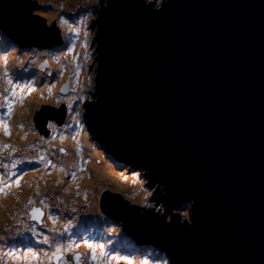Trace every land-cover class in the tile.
Listing matches in <instances>:
<instances>
[{"label":"water","instance_id":"water-1","mask_svg":"<svg viewBox=\"0 0 264 264\" xmlns=\"http://www.w3.org/2000/svg\"><path fill=\"white\" fill-rule=\"evenodd\" d=\"M36 6L0 0V28L21 47L61 45L55 22L32 39ZM95 27L85 122L116 162L143 166L164 205L108 187L102 212L171 264H264V0H105ZM65 115L50 103L34 121L47 137ZM187 204L190 218L171 213Z\"/></svg>","mask_w":264,"mask_h":264},{"label":"rangeland","instance_id":"rangeland-1","mask_svg":"<svg viewBox=\"0 0 264 264\" xmlns=\"http://www.w3.org/2000/svg\"><path fill=\"white\" fill-rule=\"evenodd\" d=\"M104 2L105 0H37L32 13L41 18L31 17L37 26V33L32 39L46 40L47 36L41 32V28L58 22L63 38L61 45L21 47L0 32V162L6 158L7 175L11 178L10 192L0 193V206L12 215L10 225L20 228H12L11 234L26 233L28 235L25 241L29 238L34 241L42 240V235H34L29 231L35 226L36 232L49 236L50 242L58 241L63 249L72 244V250H83L86 264L106 262L108 258L92 261L91 249L85 241L94 245L103 243L106 250L115 248L112 256H127L132 264H171L167 260L166 251L155 248L153 252L149 248H141L140 243L133 239L134 235L123 231V221L109 217L99 205L109 187L147 206H158L161 212L164 211L163 203L157 204L153 199L159 188L149 184L150 177L143 166L134 168V163H127L126 168L116 162L102 143H99L97 136L91 134L89 125L84 123L85 98L92 96L95 86L93 71H97L93 44L96 27L93 28V21ZM161 2L162 0H158V4ZM26 5L27 8L30 6L27 2ZM1 30L3 31L2 28ZM51 33L55 35L53 31ZM33 55L36 60L29 69H14L24 87L18 86L14 80L13 85H9L6 74L12 71L11 61L21 56L30 58ZM67 82L70 90L61 94L59 90ZM5 97L8 99L5 100ZM50 103L56 107L62 103L67 104V122L58 129V135L46 139L39 133L34 115L40 107ZM30 106L31 111L27 115ZM40 150L41 153H46V160L37 155ZM48 157L56 160L51 161ZM15 160L24 162L12 169L11 164ZM12 172L15 175H10ZM2 184H7L4 176L0 181V189ZM22 198L28 204L24 209L15 208L16 201ZM191 206L187 204L184 208L175 207L171 213L176 212L190 218ZM33 208L42 210L40 221L32 219L30 210ZM17 212L21 214L17 222H14ZM76 217L84 218L86 227L84 224L82 227L71 224L66 229L68 221H75ZM5 220V217H0V227L2 224L6 226ZM52 228L57 231H50ZM22 240L24 239L21 238L20 241ZM28 244L30 242H22L9 248L0 244V264H43L45 257L52 264V253L57 247L55 242L50 245L38 244L34 250L38 252L39 259H33L30 253L20 251V260L13 256L3 262L8 257L6 249H22ZM41 248L47 250L48 256L39 251ZM97 254L99 255L98 248ZM26 256L29 258L28 263L24 260ZM117 263L127 264L123 259L110 261V264Z\"/></svg>","mask_w":264,"mask_h":264},{"label":"snow or ice","instance_id":"snow-or-ice-1","mask_svg":"<svg viewBox=\"0 0 264 264\" xmlns=\"http://www.w3.org/2000/svg\"><path fill=\"white\" fill-rule=\"evenodd\" d=\"M8 84L13 85V80L9 79ZM13 91H15V87H13ZM30 91H31V89H29V92ZM7 99L8 98L5 97V100H7ZM5 128H6V126H5ZM61 151H63V149H61ZM23 162L24 161H22V160L13 161V163L11 164V168L15 169L18 164H21ZM28 162L31 163V161H28ZM3 167L8 168V165L4 164ZM10 175H15V173L12 172V173H10ZM16 183L18 184L19 180H17ZM9 186H10V184L5 185V187H9ZM0 191H2V189H0ZM29 202L31 203V201H29ZM41 203H43V201H41ZM72 211H75V209H72ZM42 215H43V212L41 209H38V208L32 209V219L33 220H39ZM69 225H71V220L68 221V225H66L65 228L67 229V227ZM29 231H32L34 235H42L43 236L42 240H39L37 242V244H31L30 243L25 248H22V249H15V250L10 249L7 253L10 257L14 256L15 258L19 259L20 257L17 255V252L24 251L25 253H30L33 259H39L38 252L34 250L35 248H37L38 244L50 245V243L55 242V243H57V247H56L55 251L52 253V258H55V260L57 261V264H60V261L63 260L64 251H71L72 250V247H73L72 244H69L67 249H63L59 245L58 241L53 240L50 242L49 236L43 235V233L36 232L35 226L30 228ZM50 231L56 232L57 230L55 228H52V229H50ZM69 239H71V237H69ZM85 243L87 244V247L89 249H91V260L92 261H97L100 258L107 257L108 259L106 262H104V264H110V261L113 259H115V260L123 259L127 262V264H132L131 259H129L127 256H123V257L112 256V252L116 251L115 248H112L110 250H106L105 245L103 243L96 244V245H94L92 243H88L87 241H85ZM97 248L99 249V255L97 254ZM39 251L43 252L45 256H48L47 250L41 248V249H39ZM72 259L75 260L76 264H79V261L81 260V256L79 253H76V254H74V257ZM65 264H67V262H65Z\"/></svg>","mask_w":264,"mask_h":264},{"label":"flooded vegetation","instance_id":"flooded-vegetation-1","mask_svg":"<svg viewBox=\"0 0 264 264\" xmlns=\"http://www.w3.org/2000/svg\"><path fill=\"white\" fill-rule=\"evenodd\" d=\"M0 114L2 115V112H0ZM52 127H54V128H56L55 126H54V124L52 123ZM57 129V128H56ZM37 155H41L40 157H42L41 159H45L46 160V158H47V155L46 154H44V153H41V151H38V154ZM35 157L36 156H34L33 157V161L35 162L36 161V159H35ZM51 161L53 160V159H55V158H50V157H48ZM48 161V160H47ZM4 164H7V162L6 161H1L0 162V181H1V178L4 176L5 177V179H6V183L7 184H11L10 183V178H9V176L7 175V168H5V167H3V165ZM8 188H9V190H8ZM5 187V184H2L1 185V189H2V191H0V193L1 194H3V193H5V192H7V191H9L10 192V190H11V188H10V186L9 187ZM19 201H23V200H18V201H16L17 203L19 202ZM25 207V206H24ZM24 207H22L21 209H24ZM30 211H32V209L30 210ZM20 214L21 213H18L17 212V217H16V219L14 220V222H17V220H18V218L20 217ZM10 215V218H8L6 215H1L0 217H5L6 218V226L4 225V224H2V226L0 227V229H6V230H8V232L10 233V231L12 230V228H17V229H20L18 226H16V225H14V226H11L10 225V219H11V217H12V215L11 214H9ZM112 218V217H111ZM40 221V220H39ZM17 224V223H16ZM24 226V225H23ZM23 226H22V228H23ZM21 234V233H20ZM19 235V234H18ZM17 236V235H16ZM134 237V236H133ZM39 241V240H38ZM37 241V242H38ZM22 242H30V241H25V240H22V241H17V242H15V244H19V243H22ZM37 242H30V243H33V244H36ZM4 244V245H6L7 247H9V245H7L6 243H4V240L2 241V238L0 237V244ZM17 245H15V246H17ZM6 250H8V249H6ZM22 252V251H21ZM19 253V252H18ZM69 253H72V254H76V253H80V256H81V262H82V264H86L87 262L85 261V252L83 251V250H71V251H64V253H63V260L62 261H60V264H65V262H67V264H71V261H69V260H67L66 259V255L67 254H69ZM7 254V253H6ZM21 256V254L19 253V257ZM8 258V257H7ZM6 259V258H5ZM4 259V260H5ZM19 260H20V258H19ZM24 260H25V263H28L29 262V258L26 256V258H24ZM44 261H45V263H43V264H50L49 262H48V259L45 257V259H44ZM51 262H52V264H57V261L55 260V258H53V259H51ZM104 262V261H103ZM103 262H96L97 264H103ZM119 262V261H118ZM95 263V264H96ZM118 264V263H117Z\"/></svg>","mask_w":264,"mask_h":264},{"label":"bare ground","instance_id":"bare-ground-1","mask_svg":"<svg viewBox=\"0 0 264 264\" xmlns=\"http://www.w3.org/2000/svg\"><path fill=\"white\" fill-rule=\"evenodd\" d=\"M31 107L32 106H30L29 107V110H28V112L26 113L27 115H29L30 114V111H31ZM64 119H65V121H67V119H66V115L64 116ZM25 135V134H24ZM29 136V135H28ZM56 160V159H55ZM119 175V174H118ZM22 200L24 201L25 199L24 198H22ZM6 214V216L8 217V218H10V215L8 214V211L5 209V208H3V207H1L0 206V216L1 215H5ZM71 224H72V226H74V225H76V226H81L82 227V224H84V226L86 227V224H87V222L86 221H84V218H78V217H76L75 218V221H72L71 222ZM71 226V227H72ZM24 229H26V227H23ZM27 235L28 234H26V233H21V234H19V235H13V234H11V233H9L8 232V230H4V229H0V237L2 238V241L5 239L6 240V244L7 245H9V247L10 246H15V245H17V244H15V242H17V241H19L21 238H23L24 240H26V238H27ZM59 240H60V238H58ZM27 241H30V242H37L38 241V239L37 240H35L34 241V239L33 238H29V239H27ZM141 248H145V243H140V245H139ZM8 247V248H9ZM146 248H149V249H151V250H153V252L155 251V247L154 246H149V247H146ZM7 253H8V250H7ZM8 255V254H7ZM18 256H19V253H18ZM8 259H11V257L8 255V258H6L5 260H3V262L5 263V262H7V260ZM16 260H19V259H17V258H15ZM74 264H76V262L74 263ZM79 264H81V260L79 261Z\"/></svg>","mask_w":264,"mask_h":264},{"label":"trees","instance_id":"trees-1","mask_svg":"<svg viewBox=\"0 0 264 264\" xmlns=\"http://www.w3.org/2000/svg\"><path fill=\"white\" fill-rule=\"evenodd\" d=\"M61 14V13H60ZM57 23V25H58V22H56ZM1 32V34L3 33L4 35H5V33L1 30L0 31ZM6 36V35H5ZM10 39V38H9ZM36 59H35V57H34V55L32 56V57H30V58H26V56H21L19 59H17V60H15V61H11V63H12V71L11 72H9L8 74H6L7 75V77L9 78V79H12V80H14V81H16V83H17V85L18 86H23V83H21L19 80H18V77H17V75H16V72L14 71V69H18V68H25V69H29L31 66H33V64H34V61H35ZM43 78V77H42ZM41 78V79H42ZM24 87V86H23ZM91 98H92V96H91ZM23 119H24V117H23ZM20 124H21V122H20ZM19 124V125H20ZM23 136H24V134H22ZM24 143V142H23ZM22 147H23V144L21 145V146H19V148L20 149H22ZM14 149H16L15 148V146H14ZM44 154H46V153H44ZM111 156H114V155H112V154H110ZM28 203L26 202V201H19L18 203L16 202V204H15V208H22V207H24V206H26ZM18 213H20V212H18ZM17 217V216H16Z\"/></svg>","mask_w":264,"mask_h":264},{"label":"clouds","instance_id":"clouds-1","mask_svg":"<svg viewBox=\"0 0 264 264\" xmlns=\"http://www.w3.org/2000/svg\"><path fill=\"white\" fill-rule=\"evenodd\" d=\"M4 32V31H3ZM63 44V43H62ZM70 90V88L68 89V91ZM67 91V92H68ZM59 92H60V90H59ZM94 92V91H93ZM62 94V93H61ZM93 97V96H92ZM56 107V106H55ZM59 107V106H58ZM86 110V109H85ZM66 111H67V104H66ZM85 112V111H84ZM83 119H84V114H83ZM64 122H67V121H64ZM52 123L54 124V126L56 127V125H55V123L54 122H52L51 120L49 121V125H48V128L49 129H51L52 130V133L49 135V136H47V137H45L43 134H41L44 138H51V137H53V135H58L57 133V131H58V129H60V128H58V127H56V128H54V127H52ZM84 123L85 124H87L86 122H85V119H84ZM63 125V124H62ZM40 133V132H39ZM40 151H42V150H40ZM134 239V238H133ZM169 261H170V259H168Z\"/></svg>","mask_w":264,"mask_h":264}]
</instances>
